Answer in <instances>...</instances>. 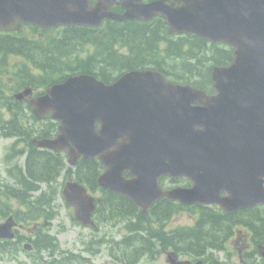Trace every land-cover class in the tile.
Listing matches in <instances>:
<instances>
[{
	"label": "water",
	"instance_id": "water-1",
	"mask_svg": "<svg viewBox=\"0 0 264 264\" xmlns=\"http://www.w3.org/2000/svg\"><path fill=\"white\" fill-rule=\"evenodd\" d=\"M115 5L124 14L109 10ZM156 17L166 20L170 33H193L235 47L234 62L213 70L215 95L168 83L151 71L130 72L111 86L90 75L70 77L38 99L36 114L52 111L62 124L58 139L42 145L68 148L71 165L80 156L99 157L109 168L100 185L144 211L162 195L158 179L166 174L190 176L197 185L192 200L181 190L168 198L212 204L217 200L202 199V177L218 183L216 174L228 170L225 183L235 185L232 175L241 170L253 184L249 198L264 202V0H97L93 7L90 0H0L4 30L17 22L50 29ZM125 171L134 178L126 179ZM64 195L89 224L94 199L72 181ZM11 226L0 227L1 238L11 237ZM170 258L174 264L175 256Z\"/></svg>",
	"mask_w": 264,
	"mask_h": 264
},
{
	"label": "trees",
	"instance_id": "trees-1",
	"mask_svg": "<svg viewBox=\"0 0 264 264\" xmlns=\"http://www.w3.org/2000/svg\"><path fill=\"white\" fill-rule=\"evenodd\" d=\"M30 28V34L0 35V73L14 79L15 86L23 85V82L26 85L49 86L54 82L62 81L70 74L77 73L93 74L111 83L124 72L153 69L160 71L173 82L192 84L197 88L208 90L212 67L226 65L234 57L232 48L210 44L195 35L170 36L163 19H156L151 23L107 21L98 29L73 26L46 31L38 27ZM12 57L22 59L15 69L10 65L9 58ZM10 86L11 84L5 79H1L0 108L9 105L5 101L11 99L6 92L11 89ZM23 119L15 112L12 121L7 122V125L12 124L16 127L14 134L11 131L13 136L23 137L26 133L18 125ZM27 158L26 170L18 168L9 170L15 180L19 181L17 184L21 185L13 188L15 199L26 205L29 210L26 218L23 217V213H18L17 218L22 222L38 221L41 217L49 220L51 214L47 205L52 204L51 200H45L44 194L32 200V191L39 189L36 182H46L54 196L58 190L51 185L61 170L67 168L66 159L59 154H43L34 147ZM102 168L97 160H81L74 172L78 182L93 192H100L97 212L101 214L110 211L111 214H119L136 210V206L127 198L100 189L98 177ZM68 172H71L70 168ZM0 188L2 189L0 210L3 211L2 197L8 192L9 187L0 185ZM153 210H159L163 215L164 212L169 214L173 212L170 207L164 206V202L154 206ZM163 215H159V219L162 220L165 216ZM216 219L217 217L207 214L195 229L175 231L170 235L163 230L155 232L158 233V239L162 240L163 247L168 248L169 245L186 255L203 256L206 252L216 249L218 245V237L222 233L218 229L222 225ZM165 220L167 221L168 217ZM153 236L157 238L156 234ZM261 240H264V229L259 234V241ZM42 241L47 242L48 245H43ZM33 243L38 254L42 249L50 246H53V251L56 248L52 239L42 236L41 233L37 234ZM136 245H140L136 238H128L124 264H138L139 258L144 253L152 252V250H138ZM18 250L17 242L0 243V252L4 254H14Z\"/></svg>",
	"mask_w": 264,
	"mask_h": 264
},
{
	"label": "flooded vegetation",
	"instance_id": "flooded-vegetation-1",
	"mask_svg": "<svg viewBox=\"0 0 264 264\" xmlns=\"http://www.w3.org/2000/svg\"><path fill=\"white\" fill-rule=\"evenodd\" d=\"M9 130L12 128V125H8ZM183 186L186 188L192 187V182L189 179L183 181ZM222 196H227V191H222ZM203 207L200 205L189 206L188 209H195L194 214L191 212L186 213L189 218H196L197 209L200 210ZM259 212L264 211V207H258ZM216 212H218V217L221 218V227L220 230H223L226 226H231V230L228 233L220 235L218 239L221 241L224 239V235H229L228 240L225 243V258L215 261V264H235L232 251H240L239 261L241 264H249V262L254 258L253 250L255 248V221L254 215L255 211L253 207L240 209L236 212L226 213L223 206H216ZM260 245V244H259ZM257 245V246H259ZM258 256V255H256ZM257 264H264V258L260 257L255 260ZM237 264V263H236Z\"/></svg>",
	"mask_w": 264,
	"mask_h": 264
},
{
	"label": "rangeland",
	"instance_id": "rangeland-1",
	"mask_svg": "<svg viewBox=\"0 0 264 264\" xmlns=\"http://www.w3.org/2000/svg\"><path fill=\"white\" fill-rule=\"evenodd\" d=\"M9 143L10 141L2 142L0 140V157L4 153L5 147ZM62 181H63V178H61V182ZM59 203L61 204L60 215L53 222L52 234L57 236V239L62 244V247L70 248L73 245L76 235L79 234L80 230L78 229L77 226H74L71 220V217L74 215V210L72 208L67 209L66 207H64L61 200L59 201ZM186 225H189V220L188 218H185V217L173 219L172 222L170 223L171 228H176V227L186 226ZM98 261L102 264L104 263V258L101 257L98 259ZM106 261H107V258L105 262ZM95 263L99 264L97 261ZM0 264H18V263L16 262L6 263L0 259ZM146 264H168V263H167L166 256L162 254V255H159L156 260L152 262H147Z\"/></svg>",
	"mask_w": 264,
	"mask_h": 264
}]
</instances>
